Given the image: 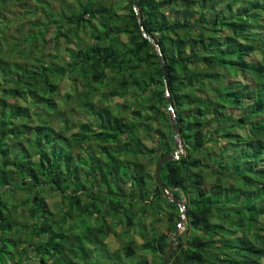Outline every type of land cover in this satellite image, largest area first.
I'll return each mask as SVG.
<instances>
[{
    "label": "trees",
    "instance_id": "16d2710c",
    "mask_svg": "<svg viewBox=\"0 0 264 264\" xmlns=\"http://www.w3.org/2000/svg\"><path fill=\"white\" fill-rule=\"evenodd\" d=\"M36 1L49 21L10 45L0 0V264L163 263L181 218L151 173L176 149L167 92L184 153L162 179L186 201L170 264H264V0H136L142 24L133 0Z\"/></svg>",
    "mask_w": 264,
    "mask_h": 264
},
{
    "label": "rangeland",
    "instance_id": "374dc122",
    "mask_svg": "<svg viewBox=\"0 0 264 264\" xmlns=\"http://www.w3.org/2000/svg\"><path fill=\"white\" fill-rule=\"evenodd\" d=\"M46 1V0H45ZM113 1H116V0H113ZM120 1V0H119ZM127 1L128 0H123L122 3L120 4V6L122 7L121 10H125V7L127 6ZM7 4L8 6H11V10L10 12H7L8 14V18L11 20L10 21V24H9V28L8 30L5 32V34L8 36V39L7 41L10 43V45H12L15 41L14 40H17L19 38H21L22 36V29H21V25L23 24L24 25V29L23 31L24 32H28V31H31V22L34 23V22H38V23H46L48 22V15L46 14H43L41 11L42 9H44L43 5H40L37 3L36 0H25L21 3L20 0H7ZM47 2L49 3L51 9L53 11H55L56 13H59L61 11V6L64 7L66 10V13H69L70 10H76L77 7H78V4L76 2V0H47ZM24 9V10H29L31 12V14L28 15V17H26L25 20L22 19V16H21V10ZM219 10H222V7H218L217 8V11ZM235 10H238V6L235 7ZM120 13H123L124 11H119ZM16 14H19L18 15V20H19V23H16ZM69 24V23H68ZM53 29V28H51ZM53 35V31L50 30L48 35H47V38H51V36ZM81 36L83 37H86L88 39V41H92L91 37H90V33L88 32L86 35L83 33ZM127 40V39H126ZM54 43H49L48 44V47H46V51H54ZM61 49H64L66 50V46H65V43H63V41H61ZM57 53V52H56ZM70 82H67L66 80L62 81V84H61V95L62 97H65L67 93H69L71 91V86L69 85ZM116 103L115 104H118V103H123L125 101V99H121V98H116L115 99ZM66 104V103H65ZM67 108H73V107H77V103H67ZM74 111V108L72 109V112L71 110H69L67 112V115L68 116H71L74 118V119H79L80 117V113L78 111V108H77V111L73 112ZM87 120V119H86ZM147 149H149L151 147V144L150 143H147V144H143V147H145ZM184 153V151H183ZM147 160H144V163H146ZM82 162V161H80ZM151 173L154 174L155 173V166H151ZM83 174V173H82ZM61 201L60 197L59 196H53V197H49L47 199V203L49 204L50 208L52 211H54L56 213V215H58L59 213V210L57 208V206L55 205V202H59ZM148 221L150 222L151 221V218L148 219ZM185 224V221L184 223L180 226L179 230L182 233H184L186 231V228L184 226ZM98 225L95 222H93V226H96ZM157 226L159 227V229L161 231H164L166 225L165 224H157ZM83 230V228H81ZM117 232L118 234L122 232V228L121 227H117ZM166 233H169V231L166 230ZM107 244L110 246V248L112 250H117L119 249L122 245H123V241L121 240L120 237H118L117 235H111V237L107 240ZM125 260V259H124Z\"/></svg>",
    "mask_w": 264,
    "mask_h": 264
},
{
    "label": "water",
    "instance_id": "95a60500",
    "mask_svg": "<svg viewBox=\"0 0 264 264\" xmlns=\"http://www.w3.org/2000/svg\"><path fill=\"white\" fill-rule=\"evenodd\" d=\"M134 1V11L137 14V17L139 19V23L142 24V18L141 15L138 11L137 5H136V0ZM142 30V35L143 37H145L146 39H148L154 46L155 49L157 50V54L159 56V60L163 69L164 74H166V60L165 57L163 55V52L161 50L160 45L158 44V42L155 40V38H153L151 35H149L144 27H141ZM167 101L169 104L168 107V111H169V115H170V120H171V126H172V130H173V138H174V142H175V147L176 149L173 152H168L163 154L155 163V173H154V180L156 185L160 188V190L162 191V194L168 199V201L173 202L175 204H177L180 207V211H181V218H180V222L178 225L177 230L175 231L173 237L171 238L170 241V246L164 256L163 259V263L162 264H170L172 256L175 252V250H177L179 248V238H181V232L179 230L180 226L184 223V221L186 220V201L185 200H180L178 199L174 194L173 191L176 188H170L168 187L163 179H162V169L163 166L165 164H167L170 161L173 160H179L182 157L183 154V149H182V138H181V134H180V128H179V123L177 120V116H176V112L173 106V102L172 99L169 95V92H167Z\"/></svg>",
    "mask_w": 264,
    "mask_h": 264
}]
</instances>
